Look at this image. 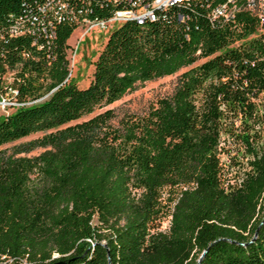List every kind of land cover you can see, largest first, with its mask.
I'll return each instance as SVG.
<instances>
[{
  "label": "trees",
  "instance_id": "16d2710c",
  "mask_svg": "<svg viewBox=\"0 0 264 264\" xmlns=\"http://www.w3.org/2000/svg\"><path fill=\"white\" fill-rule=\"evenodd\" d=\"M56 1L0 0V74L14 69V96L27 102L0 115V264H264L257 19L240 9L236 28L211 24L206 11L218 0H185L142 23H116L79 86L66 54L76 18L105 16L126 0ZM183 66L173 91L143 113L112 125L106 108L68 123ZM233 118L246 124L234 135L249 168L224 186L218 143L233 133ZM36 131L10 151L1 147ZM35 146L43 149L18 154ZM163 190L166 231L154 228Z\"/></svg>",
  "mask_w": 264,
  "mask_h": 264
},
{
  "label": "rangeland",
  "instance_id": "374dc122",
  "mask_svg": "<svg viewBox=\"0 0 264 264\" xmlns=\"http://www.w3.org/2000/svg\"><path fill=\"white\" fill-rule=\"evenodd\" d=\"M81 32L82 30L80 28H74L71 31L66 41L68 44L66 54L69 57V76L76 80L77 85L84 86L91 77L92 61L100 49L106 33L97 29L87 30L83 34H81ZM200 60L201 58H197L194 63L199 62ZM185 68L186 66H183L173 73L137 83L133 89L127 90L119 98L112 102L98 105L91 112L84 114L75 120L69 121L68 123L86 120L106 108H111L113 110V116L109 119V123L112 125H117L120 118L127 113H143L158 97L169 95L173 91L178 74ZM3 114L4 112L0 109V115ZM232 122L233 133H221L218 143L220 148L218 156L221 165L220 178L224 186L237 184L240 181L243 172L249 168V155L247 154L246 148L242 140H240V137L234 135L235 132H241L246 124L242 122L240 123L238 118H233ZM42 133V131L29 133L13 141L3 143L1 147L10 151L14 144L37 138ZM261 144L264 146V138L261 139ZM42 149L43 147L41 146H35L27 152H19L18 154L34 155ZM166 196L167 195L163 190L161 193V198H163L162 210L159 218L154 220V224H157L154 228L162 231L168 229L170 218L169 205L171 202L166 199ZM101 242H103V240ZM17 264H24V262L20 261Z\"/></svg>",
  "mask_w": 264,
  "mask_h": 264
},
{
  "label": "built area",
  "instance_id": "2783aa9c",
  "mask_svg": "<svg viewBox=\"0 0 264 264\" xmlns=\"http://www.w3.org/2000/svg\"><path fill=\"white\" fill-rule=\"evenodd\" d=\"M46 1L49 2L50 0ZM111 1L115 3L117 0ZM180 1L185 0H126V4L114 6L105 16L82 15L76 18L77 25L75 28H80L82 30L81 34L90 29H97L106 33L116 23L127 19H133L137 23H142L145 19L154 18L158 8H164L169 4ZM56 4L58 7H67L65 0H57ZM208 7L206 16L211 24H219L221 21L227 22L231 27L236 28L235 23L231 24L234 12L246 9L257 19L259 24L258 30L264 31V0H218L211 6L208 5ZM11 31L17 33L15 24L12 25ZM13 72V68L5 66L0 74V109L4 114L17 106L27 103L18 101L14 96L16 90L10 85ZM68 74L70 75V67Z\"/></svg>",
  "mask_w": 264,
  "mask_h": 264
},
{
  "label": "water",
  "instance_id": "95a60500",
  "mask_svg": "<svg viewBox=\"0 0 264 264\" xmlns=\"http://www.w3.org/2000/svg\"><path fill=\"white\" fill-rule=\"evenodd\" d=\"M201 253L199 254V257H200Z\"/></svg>",
  "mask_w": 264,
  "mask_h": 264
}]
</instances>
